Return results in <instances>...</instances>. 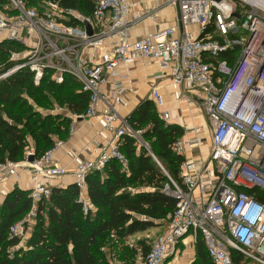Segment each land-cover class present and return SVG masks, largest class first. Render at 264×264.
<instances>
[{
    "label": "built area",
    "instance_id": "1",
    "mask_svg": "<svg viewBox=\"0 0 264 264\" xmlns=\"http://www.w3.org/2000/svg\"><path fill=\"white\" fill-rule=\"evenodd\" d=\"M8 1L13 14L0 12V34L22 43L26 31L37 45L26 61L5 76L28 68L37 85L48 71L58 72L52 78L58 84L64 73L70 74L81 91L89 94L85 112L74 116L73 121L98 117L99 87L118 66L140 58L156 60L163 71L157 78L167 76L183 93L198 91L199 105L210 126L211 147L205 160H184L181 185L171 181L173 189H165L176 200L175 210L163 233L152 240L146 236L150 249L145 264H165L178 252V244L185 237L196 239L198 235L213 264H233V252L241 257L240 264H264V202L255 197V193L264 196V0H160L175 9V25L133 42L129 31L139 17L128 20L134 4L126 0H95L90 17L64 10L56 0L47 1L41 13L26 6L24 0ZM71 18L81 26L69 24ZM85 24L90 26L91 35L86 33ZM107 40L112 42L109 50L103 51ZM85 47L99 50L96 63L82 58ZM236 48L238 53L230 65L221 57ZM150 95L156 109L164 105L155 87ZM101 117L104 130L113 135V140L96 161L75 167L74 183L81 192L89 172L101 169L109 158L125 161L117 141L125 132L131 133L130 129L125 122L115 125L119 118L113 106L101 112ZM160 118L169 120L166 112ZM195 141L199 144L201 140ZM62 143L56 141L39 158L29 146L21 162L0 164V178L18 177L21 171L48 179L66 175L67 169L53 158ZM172 149L183 154L180 140ZM31 156L34 160L30 163ZM49 194L45 186L32 190V206L10 228L11 236L21 241L29 236L37 204Z\"/></svg>",
    "mask_w": 264,
    "mask_h": 264
},
{
    "label": "trees",
    "instance_id": "2",
    "mask_svg": "<svg viewBox=\"0 0 264 264\" xmlns=\"http://www.w3.org/2000/svg\"><path fill=\"white\" fill-rule=\"evenodd\" d=\"M36 1L24 0L28 7ZM47 1L51 0L43 4ZM56 1L64 10L84 17H90L95 7V0ZM8 4V0H0V12ZM68 23L81 26L73 18ZM14 45L5 40L0 43V53ZM237 53L236 48L221 58L231 65ZM52 72H46L37 85L28 68L0 81V164L21 162L30 144L39 158L56 141L68 139L71 118L42 111L57 107L73 116L85 112L89 94L81 91L70 74L64 73L58 84L51 78ZM126 124L131 133L125 132L117 141L124 163L109 158L101 169L89 172L85 178L90 207L81 199L75 183L50 188L48 198L37 204L35 224L23 245L19 237L10 235V228L29 212L32 190L15 187L6 194L0 205V264H109L100 252L102 244L170 221L176 200L165 189H173L171 181L181 185L184 157L174 152L172 145L183 137L184 129L163 121L150 100L142 102ZM255 197L264 202V196L255 193ZM139 244L145 257L150 241L143 239ZM178 247L182 248L181 243ZM195 255L198 264H213L200 235ZM232 260L240 264L241 257L233 252Z\"/></svg>",
    "mask_w": 264,
    "mask_h": 264
},
{
    "label": "crops",
    "instance_id": "3",
    "mask_svg": "<svg viewBox=\"0 0 264 264\" xmlns=\"http://www.w3.org/2000/svg\"><path fill=\"white\" fill-rule=\"evenodd\" d=\"M126 1L131 5L134 4L128 20H131L132 16L139 17L129 31V40L131 42L137 41L149 33L159 32L175 25V9L164 5L160 0ZM192 30L195 31L196 28ZM110 42L112 41H106L107 46L102 49L103 51L109 50ZM98 51L92 50L91 47H85L82 49L81 55L82 58L96 63ZM162 74L163 71L159 68L158 62L149 58H140L126 66H118L114 70L113 75L109 76L107 81L99 87L101 100L96 105L99 116L95 118L73 121V115L57 107H54L53 110L42 111L44 114L61 113L73 121V133L53 153L54 160L59 166L67 169L68 173L60 178L48 179L33 177L29 172L21 171L18 177L0 178V205L6 194L15 187L31 191L38 186H45L50 189L74 184L75 167L82 162L96 161L104 151L109 149V145L113 140V135L104 130L101 112L108 106H113L119 118V122L115 125L119 126L125 120L127 122L130 114L142 102L145 100L152 101L150 92L153 87L158 90L164 101V105L156 109L158 115L160 116L166 112L169 116V120L166 123L176 124L184 129V135L180 139L184 160L194 163L205 160L211 147V133L209 122L199 105L200 95L197 90L183 93L182 89L175 85L167 76L164 75L162 78H157V76ZM117 88H120L119 91H117ZM39 111L41 112V110ZM196 139L201 140L199 144L196 143ZM30 147L33 148L32 144H30ZM81 199L89 205L86 188L81 192ZM34 224L35 220H32L29 227H33ZM166 228L167 223H163L142 234L145 238L150 236V240H152L163 233ZM26 239L21 241V245L24 244ZM194 242L195 239L192 236H188L184 238L181 245L186 247L187 245L196 244ZM189 249L194 255L193 247L190 246ZM186 257L187 254L183 253L172 264H185Z\"/></svg>",
    "mask_w": 264,
    "mask_h": 264
},
{
    "label": "rangeland",
    "instance_id": "4",
    "mask_svg": "<svg viewBox=\"0 0 264 264\" xmlns=\"http://www.w3.org/2000/svg\"><path fill=\"white\" fill-rule=\"evenodd\" d=\"M46 0H38L35 2L33 6L30 8L34 9L37 13L44 12V2ZM232 2V0H228ZM239 11L243 13V10L239 8ZM3 14H13L10 12V5H6L4 9L1 11ZM32 34H28V32H24V42L20 43L18 41L14 42V48L12 49H3L0 53V81L6 78V74L9 70L15 68V66H19L21 63L27 60V57L31 55L34 48L37 45L36 40L31 36ZM6 34H0V43L9 41L5 38ZM23 48H19V47ZM4 70V71H2ZM2 71V72H1ZM58 72L53 71L51 73V78L56 77ZM3 76H5L3 78ZM8 77V76H7ZM32 227H30L29 233H31ZM146 239L142 233L135 234L133 236H128L124 239H116L111 243H104L100 246V252L102 253L103 257L109 264H145V257L142 256V247L143 245L139 244V241ZM148 240V239H146ZM197 238L195 239L196 243ZM194 245V246H193ZM193 247L194 255L189 247ZM190 246L179 248L178 252L170 256L167 259L166 264H168L173 258V260L169 263L172 264L175 262L176 258H179L183 255V253L187 254L185 259V264H198L195 255V244H191Z\"/></svg>",
    "mask_w": 264,
    "mask_h": 264
},
{
    "label": "water",
    "instance_id": "5",
    "mask_svg": "<svg viewBox=\"0 0 264 264\" xmlns=\"http://www.w3.org/2000/svg\"><path fill=\"white\" fill-rule=\"evenodd\" d=\"M212 1L220 2V1H223V0H212ZM235 16L238 17L237 14H235ZM84 27H85L86 33H87L88 35H91V34H92V31H91V29H90V26H89L88 24H85ZM125 123H126V120H125ZM33 160H34L33 156H31V157L28 158V162H30V163H31ZM158 164H159V163H158ZM159 166H160V165H159ZM168 189H169V188H168Z\"/></svg>",
    "mask_w": 264,
    "mask_h": 264
}]
</instances>
